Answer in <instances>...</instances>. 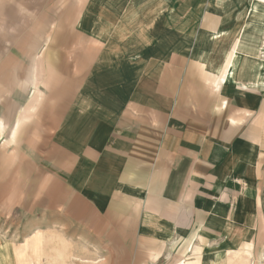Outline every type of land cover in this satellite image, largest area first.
I'll list each match as a JSON object with an SVG mask.
<instances>
[{"label":"crops","instance_id":"1","mask_svg":"<svg viewBox=\"0 0 264 264\" xmlns=\"http://www.w3.org/2000/svg\"><path fill=\"white\" fill-rule=\"evenodd\" d=\"M215 3L197 23L212 38L196 40L207 55L168 58L159 44L133 57L129 44L105 43L74 98L84 130L62 174L117 250L121 223L138 224L140 239L163 241L175 260L219 264L224 248L253 247L263 230L264 27L237 41L240 15ZM18 248H0V264H21Z\"/></svg>","mask_w":264,"mask_h":264},{"label":"rangeland","instance_id":"2","mask_svg":"<svg viewBox=\"0 0 264 264\" xmlns=\"http://www.w3.org/2000/svg\"><path fill=\"white\" fill-rule=\"evenodd\" d=\"M215 1L0 0L1 249L17 244L21 264H186L165 255L163 241L140 239L138 224L121 223L125 240L117 250L97 223L103 215L68 187L62 171L84 130L74 98L105 43L115 52L129 44L133 57L159 44L168 58L203 57L209 52L196 40L207 46L212 38L199 35V12ZM229 1L243 24L237 41L260 34L264 7ZM259 37L264 58V31ZM261 229L253 247L224 248L219 264H264Z\"/></svg>","mask_w":264,"mask_h":264},{"label":"bare ground","instance_id":"3","mask_svg":"<svg viewBox=\"0 0 264 264\" xmlns=\"http://www.w3.org/2000/svg\"><path fill=\"white\" fill-rule=\"evenodd\" d=\"M255 2L257 3V6H259V7L263 6L264 7V5L260 1L255 0ZM257 6L255 5V8H257Z\"/></svg>","mask_w":264,"mask_h":264}]
</instances>
